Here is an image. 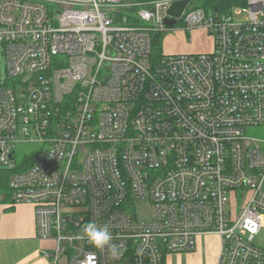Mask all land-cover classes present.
<instances>
[{
	"label": "built area",
	"instance_id": "1",
	"mask_svg": "<svg viewBox=\"0 0 264 264\" xmlns=\"http://www.w3.org/2000/svg\"><path fill=\"white\" fill-rule=\"evenodd\" d=\"M173 1L0 0V170L53 242L48 264H165L202 235L217 264H264V0H192L178 30L202 28L212 51L155 58ZM90 221L119 257L80 238Z\"/></svg>",
	"mask_w": 264,
	"mask_h": 264
},
{
	"label": "crops",
	"instance_id": "2",
	"mask_svg": "<svg viewBox=\"0 0 264 264\" xmlns=\"http://www.w3.org/2000/svg\"><path fill=\"white\" fill-rule=\"evenodd\" d=\"M33 207L29 204L0 203V264H48L42 251L53 246L52 241L37 238ZM204 239L209 240L208 248ZM202 243V244H201ZM220 240L216 235L197 237L195 250L177 256L165 264H217ZM170 256V255H169ZM58 264H68L61 255Z\"/></svg>",
	"mask_w": 264,
	"mask_h": 264
},
{
	"label": "rangeland",
	"instance_id": "3",
	"mask_svg": "<svg viewBox=\"0 0 264 264\" xmlns=\"http://www.w3.org/2000/svg\"><path fill=\"white\" fill-rule=\"evenodd\" d=\"M206 0H194L190 3V6L194 4H199V6L208 7L205 3ZM243 0H216L215 4L220 10L229 9L234 4H240ZM206 5V6H205ZM222 5V6H220ZM244 16H234L236 22L241 21ZM181 23L179 22L175 30H170L167 33L161 35L160 38L155 39V48H154V57L159 58L162 56L169 55H180V54H201L212 51L213 49V39L209 34L202 28L193 29L190 31L178 30ZM6 78V69H5V58L0 50V83ZM40 145L38 143H29V144H18L15 147V158L17 161H20L23 155L33 154ZM1 199L7 200L5 195L1 196ZM234 201L228 199L227 208L228 210L233 209ZM139 215L141 218H148L150 215V205L147 203L139 205ZM204 247L208 248L209 240L204 239ZM254 243L257 246H264V229H261L259 233L255 236ZM202 244V243H201ZM177 256H167V262L169 260L175 259ZM181 257V254H179Z\"/></svg>",
	"mask_w": 264,
	"mask_h": 264
},
{
	"label": "clouds",
	"instance_id": "4",
	"mask_svg": "<svg viewBox=\"0 0 264 264\" xmlns=\"http://www.w3.org/2000/svg\"><path fill=\"white\" fill-rule=\"evenodd\" d=\"M82 236L80 238L86 239L89 244L97 249L110 248L113 257H119L121 252L117 245L111 243L113 235L107 225L100 227L95 221H90L82 228Z\"/></svg>",
	"mask_w": 264,
	"mask_h": 264
},
{
	"label": "water",
	"instance_id": "5",
	"mask_svg": "<svg viewBox=\"0 0 264 264\" xmlns=\"http://www.w3.org/2000/svg\"><path fill=\"white\" fill-rule=\"evenodd\" d=\"M192 0H174L170 3L168 10L166 11V18L164 23L169 26L173 27L177 24V20L180 19L181 15H183V11H185L187 5Z\"/></svg>",
	"mask_w": 264,
	"mask_h": 264
},
{
	"label": "trees",
	"instance_id": "6",
	"mask_svg": "<svg viewBox=\"0 0 264 264\" xmlns=\"http://www.w3.org/2000/svg\"><path fill=\"white\" fill-rule=\"evenodd\" d=\"M215 1L216 0H206L205 3H206V5H208V7H212L213 8V6H217L215 4ZM220 6H222V5H220ZM158 38H160V37L157 35L154 38V40H153L154 48L156 46L155 39H158ZM8 178H9V172L7 170H0V203L3 202V201H8V198H9ZM2 195H5V197L7 198V200L1 199V196Z\"/></svg>",
	"mask_w": 264,
	"mask_h": 264
}]
</instances>
